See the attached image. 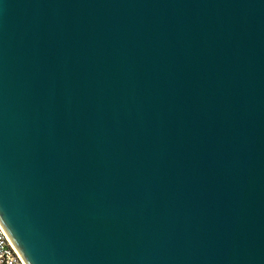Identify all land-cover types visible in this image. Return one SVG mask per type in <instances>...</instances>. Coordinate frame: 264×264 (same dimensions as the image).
I'll return each instance as SVG.
<instances>
[{
	"label": "water",
	"instance_id": "1",
	"mask_svg": "<svg viewBox=\"0 0 264 264\" xmlns=\"http://www.w3.org/2000/svg\"><path fill=\"white\" fill-rule=\"evenodd\" d=\"M0 231L21 264H264V0H0Z\"/></svg>",
	"mask_w": 264,
	"mask_h": 264
},
{
	"label": "built area",
	"instance_id": "2",
	"mask_svg": "<svg viewBox=\"0 0 264 264\" xmlns=\"http://www.w3.org/2000/svg\"><path fill=\"white\" fill-rule=\"evenodd\" d=\"M0 264H21L0 231Z\"/></svg>",
	"mask_w": 264,
	"mask_h": 264
}]
</instances>
